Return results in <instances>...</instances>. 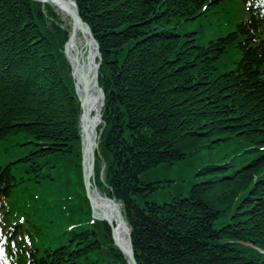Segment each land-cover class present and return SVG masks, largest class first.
Listing matches in <instances>:
<instances>
[{
  "label": "trees",
  "instance_id": "16d2710c",
  "mask_svg": "<svg viewBox=\"0 0 264 264\" xmlns=\"http://www.w3.org/2000/svg\"><path fill=\"white\" fill-rule=\"evenodd\" d=\"M75 1L102 57L106 190L138 264H264V15L254 3L222 24L225 0ZM42 8L0 0V143L30 147L0 167L4 217L35 232L33 264H123L85 197L68 34ZM228 142L186 197L152 201L163 186L150 173Z\"/></svg>",
  "mask_w": 264,
  "mask_h": 264
},
{
  "label": "bare ground",
  "instance_id": "6f19581e",
  "mask_svg": "<svg viewBox=\"0 0 264 264\" xmlns=\"http://www.w3.org/2000/svg\"><path fill=\"white\" fill-rule=\"evenodd\" d=\"M35 1H38L44 6H49V8L50 6L54 7L57 10V14H61L62 17L69 21L71 30H68V22L66 25H61L66 34L68 31L63 54L70 65L76 93L84 102V115H86V119L81 122V125L84 126L86 132H83L82 137V149L84 151L82 166L83 178L91 182L90 190L94 204L90 208L96 220H98L97 218H104L112 223L111 237L114 239V242L121 245L125 250H131L128 225L123 216V219H120L118 216V211L120 212L121 210L120 205L110 201L95 186L94 162L95 158H98L96 157L98 151V132L101 125V113L103 112L104 101V94L99 83L100 69L98 66L99 56L97 45L93 39L91 40L88 34L84 33L80 25L74 23L73 17L77 15V3L75 0H67L66 3H63L61 0ZM57 18L59 19L58 16ZM85 66L87 67L90 79V86L88 88H86V78L84 75ZM90 137H92V150L95 152V157L92 160L86 153L89 148L88 139ZM92 170L93 174L90 176V171ZM125 250H121L124 256H126Z\"/></svg>",
  "mask_w": 264,
  "mask_h": 264
},
{
  "label": "rangeland",
  "instance_id": "374dc122",
  "mask_svg": "<svg viewBox=\"0 0 264 264\" xmlns=\"http://www.w3.org/2000/svg\"><path fill=\"white\" fill-rule=\"evenodd\" d=\"M36 2V1H35ZM38 3V2H37ZM41 4V3H40ZM41 7H43L44 15L47 18V21L50 23H47V26L52 28L53 24L51 22V19L48 20V8L49 6H44L41 4ZM50 8L56 13V15L59 17L58 21L61 22V25H66L69 21L62 17L61 14H57V10L50 6ZM65 21H64V19ZM64 30V28H62ZM208 31H210L211 26L207 27ZM68 30H71L70 25ZM187 32H193L196 30V26L193 24L187 25L186 28ZM68 34V31H67ZM63 49V48H62ZM72 72L70 71V76ZM75 88V87H74ZM28 143L25 142V138L23 136L15 137L10 141L0 143V166H5L7 163L17 160L23 153H26L27 150L30 149L29 146H24L23 144ZM22 145V146H21ZM235 143L230 144V142L226 143L224 146L217 147L214 150L210 149H204L201 152H199L197 155H194L191 158H188L184 161H180L178 163H175L173 165H166L163 167H160L153 173H150V175L145 178L146 181L149 182H159V184L163 187L158 190V194L156 197H152V201H156L160 204L169 203L173 197L178 196L179 194L186 197L188 195V192L190 189L194 186V184L202 183L205 179L201 176H198V171L205 165L209 163H215V161H210L211 158H214L217 156H222L224 152L229 154V152L234 149ZM236 148V147H235ZM99 154V166L97 170V181L98 186L102 194L108 195L106 190V165L104 163V160L101 159V150L98 151ZM238 153L234 154V156H237ZM244 156H242V159ZM212 160V159H211ZM240 161V158L237 159ZM238 165V164H237ZM241 163H239L238 166H240ZM172 182V183H171ZM111 199V198H110ZM100 222V221H99ZM223 223L218 224L216 228H220ZM113 248H115L113 246ZM123 264H131L128 257L123 256ZM114 263V262H113ZM117 264H119L117 262Z\"/></svg>",
  "mask_w": 264,
  "mask_h": 264
},
{
  "label": "water",
  "instance_id": "95a60500",
  "mask_svg": "<svg viewBox=\"0 0 264 264\" xmlns=\"http://www.w3.org/2000/svg\"><path fill=\"white\" fill-rule=\"evenodd\" d=\"M61 1L63 3H66L67 0H61ZM73 20H74V23L80 25V27L83 28L84 33L88 34L89 37L91 38V40L93 39V41L96 43L97 49H98V56H99V63H98L99 65L98 66L100 68V66L102 64V57H101V54H100L99 44H98L97 40L95 39V37L93 36L89 25L81 18L78 9H77V15H76V17H73ZM84 73H85L84 75H85V78H86V88H88L90 86V79H89V73H88V70H87L86 66H85V72ZM81 109L83 110V114H82V118H81V122H82V121H85V119H86V115H84V102L82 100H81ZM83 132H86L84 127H83ZM93 135H94V133H93ZM92 137H90V139H88L89 148L86 151L87 155H89L91 157V160L95 157L94 156L95 155L94 154V150H92ZM92 174H93V170L90 171V176ZM84 184H85L87 198L89 199V201L91 203V206L93 207L94 201H93V199L91 197V190H90L91 182H90V180H86L84 178ZM118 216H119L120 219H123L122 214L119 211H118ZM98 219L107 221L104 218H102V219L98 218ZM107 222L110 225V227H112V223L110 221H107ZM129 236H130V241H131V232L130 231H129ZM115 244L120 250H125L121 245L117 244L116 242H115ZM131 248H132L131 250H125L126 251V255L129 258L131 264H138L136 259H135V256H134V249L132 247V244H131Z\"/></svg>",
  "mask_w": 264,
  "mask_h": 264
}]
</instances>
